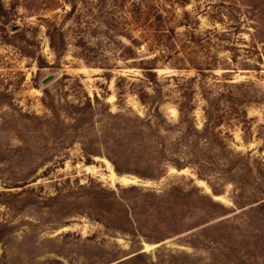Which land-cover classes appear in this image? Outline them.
I'll list each match as a JSON object with an SVG mask.
<instances>
[{"label":"rangeland","instance_id":"obj_1","mask_svg":"<svg viewBox=\"0 0 264 264\" xmlns=\"http://www.w3.org/2000/svg\"><path fill=\"white\" fill-rule=\"evenodd\" d=\"M0 264H264V0H0Z\"/></svg>","mask_w":264,"mask_h":264},{"label":"water","instance_id":"obj_2","mask_svg":"<svg viewBox=\"0 0 264 264\" xmlns=\"http://www.w3.org/2000/svg\"><path fill=\"white\" fill-rule=\"evenodd\" d=\"M45 82H46V81H45ZM45 82H44V83H45Z\"/></svg>","mask_w":264,"mask_h":264}]
</instances>
